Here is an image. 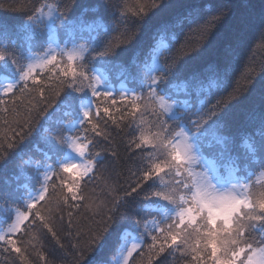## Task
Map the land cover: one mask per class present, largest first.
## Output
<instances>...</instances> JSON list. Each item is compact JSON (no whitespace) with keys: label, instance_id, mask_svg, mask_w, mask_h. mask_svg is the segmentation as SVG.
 I'll return each mask as SVG.
<instances>
[{"label":"snow or ice","instance_id":"6c2138e0","mask_svg":"<svg viewBox=\"0 0 264 264\" xmlns=\"http://www.w3.org/2000/svg\"><path fill=\"white\" fill-rule=\"evenodd\" d=\"M169 7L166 0L136 7L127 0H0V10L22 18L12 25L0 17V167L33 132L45 146L25 183L0 188V203L9 205L0 216L3 264H35L34 256L56 264L34 243L47 239L72 264H97L106 245L117 254L102 264H264V64L248 68L243 82L232 79L243 40L230 29L234 6L188 4L156 31L187 23L200 39L192 43L182 31L169 43L161 38L143 62L122 68L119 88L112 83L110 69L134 29ZM20 32L47 35V46L19 47L12 37ZM178 79L193 85L184 99ZM244 101L258 108L259 140L225 132ZM209 138L220 164L206 159ZM97 180L103 199L90 190Z\"/></svg>","mask_w":264,"mask_h":264},{"label":"trees","instance_id":"16d2710c","mask_svg":"<svg viewBox=\"0 0 264 264\" xmlns=\"http://www.w3.org/2000/svg\"><path fill=\"white\" fill-rule=\"evenodd\" d=\"M35 2V0H34ZM139 3H150L151 0H127L130 7H136ZM167 3L171 4L172 7L153 10L141 26L135 28L136 33L135 39L125 47L119 50L118 61L120 64L118 66H113L110 69L109 74L112 79L121 80V70L126 68L131 70L135 64L143 62L149 54V46L156 45L161 38L164 39L165 43L171 42L176 31H182L187 34V39L192 43H195L200 39L197 32H189L187 23H179L173 31L168 32H157V27L164 23L165 21L171 20L173 17L179 16L186 10V6L193 2H198L203 5L216 4L218 0H166ZM225 3H229L234 6V17L230 24V29H240L243 34V40L237 50L236 57L232 62V67L230 69L233 80H241L242 77L247 72L248 68H255L257 72L261 64H264V39L261 37V33L264 32V26L259 23L260 9L264 7V0H223ZM80 3L87 4L89 0H80ZM0 17H5L9 24L16 25L21 21V17L16 13L8 10L7 8L0 10ZM248 23H245V20ZM193 27H195L193 25ZM25 32H20L14 35L12 39L15 42H19L23 39ZM47 39V37L45 38ZM44 39V40H45ZM42 47H46V44H36L33 48L34 51L39 52ZM203 68L200 66H188L185 69V75L190 74L193 71H199ZM176 93L180 99L186 98L185 90L191 92L193 85L187 83L181 79L176 82ZM207 81L204 83V88L207 89ZM259 85L257 84V91ZM216 88L206 90L201 95V99L207 100L211 93L216 91ZM218 98V97H217ZM214 103L215 100L213 99ZM258 112V108L251 104L250 101H244L243 103L237 105L232 113L230 114L228 120V126L225 132L231 136H235L238 140L241 137L252 135L256 140L260 138V125L258 119H253V113ZM7 118V117H5ZM67 124L68 121H65ZM6 131L4 129L3 120H0V132ZM205 155L210 158L215 159L219 164L221 163L219 158V147L211 139L205 141ZM211 144L212 146H207ZM45 151V146L40 139L39 132H33L31 136L27 138L25 143L8 157V163L0 167V188H15L18 184L26 182L24 176L22 175V169L24 165H27L28 160L35 157L38 153ZM48 163H52L51 160ZM106 164L110 162H105ZM30 167V165H27ZM105 176L107 173H104ZM90 190L95 193L97 197L103 199L106 195L104 191V183L101 180H97ZM8 204L0 203V216H3L5 209ZM97 219H99L97 217ZM134 234V233H133ZM36 248L46 252L49 258L56 261V264H72V257L67 255L66 252L61 251L54 241L47 239L34 242ZM67 245V241H64ZM32 250V249H30ZM34 251V250H33ZM70 252V249L68 250ZM113 253L111 247L106 245L102 250H100L95 255V260L97 264H102L103 261L107 260L110 255H116ZM35 264H42V262L37 258L33 257ZM0 264H3L0 261ZM9 264H12L10 261Z\"/></svg>","mask_w":264,"mask_h":264},{"label":"rangeland","instance_id":"374dc122","mask_svg":"<svg viewBox=\"0 0 264 264\" xmlns=\"http://www.w3.org/2000/svg\"><path fill=\"white\" fill-rule=\"evenodd\" d=\"M25 36L23 39H20L19 42H16V44L21 47V48H27L29 47L30 45H36V44H43L45 43V41L48 39V36L45 35V36H42V37H39V38H29V33L25 32ZM47 37V39H45ZM45 39V40H44ZM46 44V43H45ZM47 46V45H46ZM112 83L115 85L116 88H119L120 86V83H121V80L119 79H112ZM131 87V84L129 85ZM211 138H209L208 140H210ZM206 140V141H208ZM43 153L44 151L38 153L35 157H32L28 160V163L27 165H30V167H27V165H24L23 169H22V175L24 176V173L26 172H30L34 169V166L42 161L44 159L43 157ZM206 156V159L208 160L209 164H219L215 159L213 158H210L208 155H205ZM25 182H22L20 184H23ZM135 235V234H133Z\"/></svg>","mask_w":264,"mask_h":264}]
</instances>
